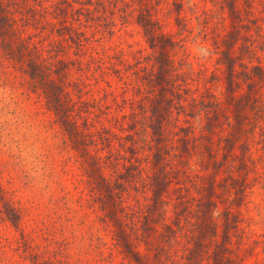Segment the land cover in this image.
Masks as SVG:
<instances>
[{"label": "rangeland", "instance_id": "1", "mask_svg": "<svg viewBox=\"0 0 264 264\" xmlns=\"http://www.w3.org/2000/svg\"><path fill=\"white\" fill-rule=\"evenodd\" d=\"M220 4V0H183L181 5L182 17L192 25L191 35L187 30L179 50L185 52L180 56L186 75L182 83L194 91L202 89L214 67L217 54L211 42L215 28L223 26L225 9ZM139 8L138 0L12 2L17 33L36 48L38 56L46 62H67L63 86L72 117L86 133L85 144L99 169L111 179L127 162L123 143L129 132L128 115L139 111L136 104L143 93L138 87L144 92V84L138 75L150 64L152 52L136 21ZM156 9L161 29L178 38L171 0H159ZM253 10L264 15L258 0ZM198 21L207 26V38L197 35ZM64 23L79 30L73 33L75 41L63 29ZM212 88L219 94L223 84L216 82ZM170 119L168 126L176 120L189 124L175 111ZM190 122L197 132V119ZM88 166L41 88L0 47V264L131 263L90 181ZM257 167L260 181L253 184L250 201L234 207L239 210L238 231L231 238H242V248L252 246L245 255L243 249L238 250L243 258L235 264H264V163ZM125 187L121 218L135 227L145 199L139 184V189L132 183ZM8 208L18 214L15 222L9 219ZM217 220L219 238L222 217ZM178 234L170 248L174 262L168 260V264H182L185 237ZM136 246L144 249L142 241H136Z\"/></svg>", "mask_w": 264, "mask_h": 264}, {"label": "trees", "instance_id": "2", "mask_svg": "<svg viewBox=\"0 0 264 264\" xmlns=\"http://www.w3.org/2000/svg\"><path fill=\"white\" fill-rule=\"evenodd\" d=\"M138 1L136 21L152 52L150 64L138 75L144 84V92L138 87L143 93L136 104L139 111L128 115L129 132L123 143L127 162L112 179L99 169L85 144L86 133L72 117L63 86L67 62H46L17 33L13 0H0V47L18 60L33 85L41 88L73 146L87 160L90 181L116 225L117 239L130 264L174 262L170 248L178 233L185 237L182 264H235L252 246L242 248V238H231L238 231L239 210L234 207L250 201L253 184L260 181L257 165L264 163V53L258 54L264 52V15L254 12V0H220L225 9L223 26L215 28L211 42L217 54L214 67L206 73L202 89L194 91L183 85L186 75L180 56L185 52H179L182 37L192 31L180 12L183 0H171L178 38L161 29L154 12L159 0ZM258 1L264 11V0ZM57 9L62 11V6ZM62 27L75 41L73 33L79 30L66 23ZM206 27L198 21L197 35L206 37ZM219 81L223 90L218 94L212 85ZM173 111L182 113L189 124L176 120L168 126ZM193 118L199 122L197 132L190 122ZM127 183L136 189L139 184L145 199L135 227L126 224L120 213ZM6 213L13 222L17 220L12 209ZM136 241L143 242V250L137 248ZM241 249L243 255L238 252Z\"/></svg>", "mask_w": 264, "mask_h": 264}]
</instances>
